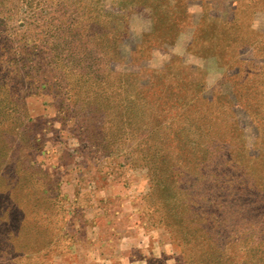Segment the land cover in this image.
I'll return each mask as SVG.
<instances>
[{
	"label": "rangeland",
	"instance_id": "rangeland-1",
	"mask_svg": "<svg viewBox=\"0 0 264 264\" xmlns=\"http://www.w3.org/2000/svg\"><path fill=\"white\" fill-rule=\"evenodd\" d=\"M0 264H264V0H0Z\"/></svg>",
	"mask_w": 264,
	"mask_h": 264
},
{
	"label": "trees",
	"instance_id": "trees-1",
	"mask_svg": "<svg viewBox=\"0 0 264 264\" xmlns=\"http://www.w3.org/2000/svg\"><path fill=\"white\" fill-rule=\"evenodd\" d=\"M163 221H164V219H163ZM182 251H183V249H182Z\"/></svg>",
	"mask_w": 264,
	"mask_h": 264
}]
</instances>
